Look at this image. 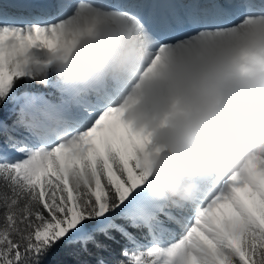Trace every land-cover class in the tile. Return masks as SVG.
<instances>
[{"label": "snow or ice", "instance_id": "6c2138e0", "mask_svg": "<svg viewBox=\"0 0 264 264\" xmlns=\"http://www.w3.org/2000/svg\"><path fill=\"white\" fill-rule=\"evenodd\" d=\"M145 9L166 10L158 26ZM85 12L135 28L161 51L241 33L264 43V0L0 5V106L11 103L0 120V264H42L62 241L106 249L96 237L115 240L113 233L132 245L114 264H264V146L235 169L202 178L190 201L154 198L150 132L126 120L107 89L52 82L51 57L70 43L69 27Z\"/></svg>", "mask_w": 264, "mask_h": 264}, {"label": "clouds", "instance_id": "9594fccd", "mask_svg": "<svg viewBox=\"0 0 264 264\" xmlns=\"http://www.w3.org/2000/svg\"><path fill=\"white\" fill-rule=\"evenodd\" d=\"M66 35L70 43L51 57L52 82L107 89L125 119L150 132L154 198L190 201L202 178L235 169L264 146V43L241 33L161 51L135 28L90 12Z\"/></svg>", "mask_w": 264, "mask_h": 264}, {"label": "trees", "instance_id": "16d2710c", "mask_svg": "<svg viewBox=\"0 0 264 264\" xmlns=\"http://www.w3.org/2000/svg\"><path fill=\"white\" fill-rule=\"evenodd\" d=\"M21 87L36 92L47 93L51 91V89L44 88L40 84H31L26 81H21ZM10 106L11 103L0 106V120L8 118V108ZM2 143L3 137L0 136V145ZM117 223L125 224L127 227V223L123 220H117ZM128 230L133 232L137 238H141L142 233L140 231L132 228ZM113 235L115 236V240H106L103 236L96 237L97 241L107 245L106 249L97 248L92 242H89L87 244V251H84L80 243L69 244L67 241H62L43 260L42 264H97V261L101 258L105 261V264H114L120 258L121 249L127 242L118 233H113ZM127 246L130 247L132 245L127 244Z\"/></svg>", "mask_w": 264, "mask_h": 264}, {"label": "bare ground", "instance_id": "6f19581e", "mask_svg": "<svg viewBox=\"0 0 264 264\" xmlns=\"http://www.w3.org/2000/svg\"><path fill=\"white\" fill-rule=\"evenodd\" d=\"M180 1H184L185 2L184 4L191 2V0H106L107 3H111L113 5H116V4H141V3H143V4H154V3L155 4H163V3H167V2L179 3ZM12 2H13V0H0V5H9ZM31 2H32V0H31ZM52 2H53L52 10H54L57 3L59 2V0H52ZM201 2H204V1L201 0ZM232 2L235 4V3H238V0H232ZM8 11L15 12L16 10L9 7ZM165 11L166 10H164V9H155V10L145 9L146 13H149V12H155L156 13L153 20L150 21L153 24V26H158L159 17Z\"/></svg>", "mask_w": 264, "mask_h": 264}, {"label": "rangeland", "instance_id": "374dc122", "mask_svg": "<svg viewBox=\"0 0 264 264\" xmlns=\"http://www.w3.org/2000/svg\"><path fill=\"white\" fill-rule=\"evenodd\" d=\"M85 2H87L86 0H85ZM179 3H185L184 1H180ZM11 12V11H10ZM12 155H15V154H12ZM132 246H130L129 248H131Z\"/></svg>", "mask_w": 264, "mask_h": 264}]
</instances>
